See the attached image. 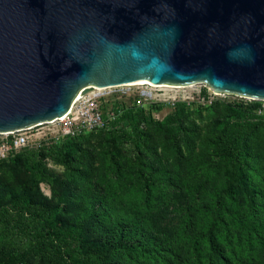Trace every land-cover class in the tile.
<instances>
[{"label":"rangeland","instance_id":"374dc122","mask_svg":"<svg viewBox=\"0 0 264 264\" xmlns=\"http://www.w3.org/2000/svg\"><path fill=\"white\" fill-rule=\"evenodd\" d=\"M88 94L108 96L104 112L115 117L0 163L2 199L26 192L59 206L77 224L90 219L96 206L99 230L125 225L143 232L173 264L193 260L198 251L205 255L201 238L215 225L216 240L237 263H264L263 102L217 94L204 83L157 89L132 84ZM256 105L257 117H248ZM237 112L251 124L240 149L228 133ZM236 216L253 218L255 229L241 228ZM115 260L134 264L123 253Z\"/></svg>","mask_w":264,"mask_h":264},{"label":"water","instance_id":"95a60500","mask_svg":"<svg viewBox=\"0 0 264 264\" xmlns=\"http://www.w3.org/2000/svg\"><path fill=\"white\" fill-rule=\"evenodd\" d=\"M140 83L264 102V0H0V133Z\"/></svg>","mask_w":264,"mask_h":264},{"label":"trees","instance_id":"16d2710c","mask_svg":"<svg viewBox=\"0 0 264 264\" xmlns=\"http://www.w3.org/2000/svg\"><path fill=\"white\" fill-rule=\"evenodd\" d=\"M257 108V105L251 107L248 117H257ZM246 117L245 112L239 113L228 127L235 149L243 148L251 130ZM238 168L235 164L234 182ZM143 186L149 195L146 181ZM96 212L94 206L90 219L80 224L70 223L59 206L35 200L26 192L7 200L0 197V264H123L115 260L122 253L134 264H141V260L148 264H173L165 250L143 232H135L125 225H116L114 231L99 230ZM234 221L248 232L255 229L253 218L236 216ZM214 226L201 238L206 245L205 255L198 251L193 260H181L182 263L253 264L252 260L237 263L234 252L227 254L213 234ZM192 248L197 251V245Z\"/></svg>","mask_w":264,"mask_h":264},{"label":"built area","instance_id":"2783aa9c","mask_svg":"<svg viewBox=\"0 0 264 264\" xmlns=\"http://www.w3.org/2000/svg\"><path fill=\"white\" fill-rule=\"evenodd\" d=\"M146 85L150 87L151 84L146 83ZM151 86L157 89L156 86ZM91 94L83 95L76 103L75 100L72 109L61 118L18 132L0 133V162L23 150L58 145L65 138H74L79 134L103 127L106 116L108 120L115 117L110 111L107 114L104 112L103 105H107L110 99L108 96ZM143 97L147 99L148 96L143 95ZM263 109L264 105L258 113H263Z\"/></svg>","mask_w":264,"mask_h":264},{"label":"bare ground","instance_id":"6f19581e","mask_svg":"<svg viewBox=\"0 0 264 264\" xmlns=\"http://www.w3.org/2000/svg\"><path fill=\"white\" fill-rule=\"evenodd\" d=\"M141 84V83H140ZM144 84H146V83H144ZM128 86V85H127ZM151 88H154V87H152L151 85H149ZM166 86V85H165ZM168 86V85H167ZM113 87H117L116 85H113V86H107V87H94L93 88V90L92 91H100V90H103V89H105V88H113ZM91 91V92H92ZM82 96H83V94H81V93H79L78 94V97L76 98V101H75V103L78 101V100H80L81 98H82ZM72 109V108H71Z\"/></svg>","mask_w":264,"mask_h":264}]
</instances>
